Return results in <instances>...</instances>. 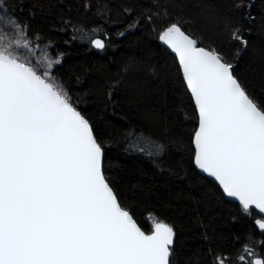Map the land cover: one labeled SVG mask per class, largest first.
<instances>
[{
    "label": "trees",
    "instance_id": "1",
    "mask_svg": "<svg viewBox=\"0 0 264 264\" xmlns=\"http://www.w3.org/2000/svg\"><path fill=\"white\" fill-rule=\"evenodd\" d=\"M0 9L59 60L54 73L102 145L120 206L143 231L153 221L173 228L171 264L264 259L259 214L194 166L198 112L176 57L159 42L179 26L232 64L264 108V0H0ZM236 30L246 44L233 39Z\"/></svg>",
    "mask_w": 264,
    "mask_h": 264
},
{
    "label": "snow or ice",
    "instance_id": "2",
    "mask_svg": "<svg viewBox=\"0 0 264 264\" xmlns=\"http://www.w3.org/2000/svg\"><path fill=\"white\" fill-rule=\"evenodd\" d=\"M160 39L178 54L199 111L195 164L242 210L264 212V108L215 50L196 47L175 24ZM233 39L247 43L239 30ZM3 40L0 264H171L173 228L156 222L152 234L141 231L106 182L103 148L89 121L44 78L48 73L37 74ZM92 43L105 46L100 39ZM257 223L264 230V222ZM224 260L217 256L213 264Z\"/></svg>",
    "mask_w": 264,
    "mask_h": 264
},
{
    "label": "rangeland",
    "instance_id": "3",
    "mask_svg": "<svg viewBox=\"0 0 264 264\" xmlns=\"http://www.w3.org/2000/svg\"><path fill=\"white\" fill-rule=\"evenodd\" d=\"M19 25V27H17ZM0 36L4 37V44H11V50L18 54L19 58L28 63L33 69L37 70V74L43 76L44 73H48L44 78L49 82L53 83L57 87H63L59 83V78L55 72V66L57 64V59H54L49 51L47 44H35L28 37L26 28L21 23V21L15 16L3 12L0 9ZM16 40L21 41L20 47L15 44ZM27 41V47H24V41ZM49 63L52 67L49 68ZM65 92V91H64ZM157 221H153L151 225ZM152 226V227H153Z\"/></svg>",
    "mask_w": 264,
    "mask_h": 264
},
{
    "label": "water",
    "instance_id": "4",
    "mask_svg": "<svg viewBox=\"0 0 264 264\" xmlns=\"http://www.w3.org/2000/svg\"><path fill=\"white\" fill-rule=\"evenodd\" d=\"M179 27V26H178ZM180 28V27H179ZM181 29V28H180ZM166 30V29H165ZM164 30V31H165ZM163 31V32H164ZM181 31L185 34V35H187L186 33H185V31L183 30V29H181ZM162 32V33H163ZM161 33V34H162ZM160 34V35H161ZM160 35H159V42H161L162 43V45L170 52V53H173L174 54V56L176 57V60H177V63L179 64V67H180V70H181V74L183 75V77H184V74H183V67H182V65L180 64V61H179V56H178V54L168 45V44H166L164 41H162L161 39H160ZM188 36V35H187ZM190 39H192L190 36H188ZM96 40V39H95ZM93 46H94V44H93ZM95 47V46H94ZM196 47H200L198 44H197V42H196ZM96 48V47H95ZM97 49V48H96ZM206 49V48H205ZM207 50V49H206ZM184 80H185V78H184ZM185 83H186V86H187V81L185 80ZM189 89V88H188ZM189 92H190V96L193 98V100H194V103H195V98L193 97V95H192V93H191V90L189 89ZM71 103V102H70ZM72 104V103H71ZM73 105V104H72ZM74 106V105H73ZM195 106H196V104H195ZM75 107V106H74ZM76 108V107H75ZM77 109V108H76ZM196 109H197V112H198V120H199V111H198V108H197V106H196ZM78 110V109H77ZM79 111V110H78ZM80 112V111H79ZM82 114V113H81ZM83 115V114H82ZM90 124V123H89ZM90 127H91V125H90ZM198 127H199V121H198V125H197V128H196V130L198 129ZM92 128V127H91ZM93 131V130H92ZM94 134V133H93ZM194 139H195V134H194V137H193V143H194ZM194 148H195V144H194ZM194 154H195V152H194ZM194 166H196V169H197V171L198 172H200L203 176H205V177H207V178H209V179H211L213 182H215L217 185H218V187L219 188H221V190H223V186L222 185H220V183H219V181H217L216 179H215V177H213V176H211V175H209L208 173H206V172H204L202 169H200L196 164H195V156H194ZM102 172H103V157H102ZM104 174V173H103ZM107 182V181H106ZM108 183V182H107ZM110 186V185H109ZM111 187V186H110ZM112 189V188H111ZM113 190V189H112ZM223 192H224V190H223ZM113 193H114V191H113ZM115 194V193H114ZM224 195H225V197L227 198V199H229L230 201H232V202H237V203H239L240 204V202L238 201V199H236V198H234V197H229V196H227V194L224 192ZM116 196V195H115ZM117 198V197H116ZM117 202H118V199H117ZM119 203V202H118ZM120 205V204H119ZM241 205V204H240ZM124 209V208H123ZM250 209H254L258 214H259V218H258V221H260V222H264V212H261L259 209H257V208H255V206H250ZM125 210V209H124ZM127 211V210H126ZM130 214V213H129ZM131 215V214H130ZM132 216V215H131ZM133 218V217H132ZM133 220H134V218H133ZM135 221V220H134ZM136 222V221H135ZM137 224V223H136ZM169 225V224H168ZM137 226L141 229V227L137 224ZM170 226V225H169ZM256 226H257V228L259 229V231H261L263 234H264V230H261L260 228H259V226H258V223L256 222ZM141 231H143L142 229H141ZM154 231V226L151 228V230L149 231V232H146V231H143L146 235H150V234H152V232ZM174 238H175V235H174ZM256 260V259H255ZM254 260V261H255Z\"/></svg>",
    "mask_w": 264,
    "mask_h": 264
}]
</instances>
